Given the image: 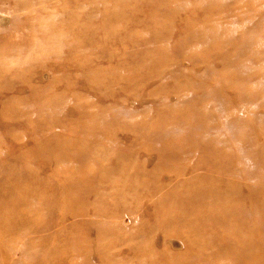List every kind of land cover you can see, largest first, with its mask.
I'll return each mask as SVG.
<instances>
[{
  "label": "rangeland",
  "instance_id": "1",
  "mask_svg": "<svg viewBox=\"0 0 264 264\" xmlns=\"http://www.w3.org/2000/svg\"><path fill=\"white\" fill-rule=\"evenodd\" d=\"M262 150L264 0H0V264H264Z\"/></svg>",
  "mask_w": 264,
  "mask_h": 264
},
{
  "label": "bare ground",
  "instance_id": "2",
  "mask_svg": "<svg viewBox=\"0 0 264 264\" xmlns=\"http://www.w3.org/2000/svg\"><path fill=\"white\" fill-rule=\"evenodd\" d=\"M251 158H253L252 155L248 154ZM229 157V156H228ZM261 157L263 158L264 157V150H262V153H261ZM240 159H241V163L244 167H248L250 168V162H249V158L245 155H242L240 156ZM249 163V164H248Z\"/></svg>",
  "mask_w": 264,
  "mask_h": 264
}]
</instances>
